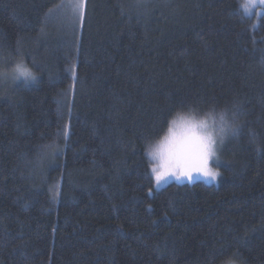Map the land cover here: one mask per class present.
<instances>
[{"label": "trees", "instance_id": "trees-1", "mask_svg": "<svg viewBox=\"0 0 264 264\" xmlns=\"http://www.w3.org/2000/svg\"><path fill=\"white\" fill-rule=\"evenodd\" d=\"M65 1L0 0V72L39 76L0 80V264H264V9L84 0L65 38ZM234 101L218 185L155 188L168 115Z\"/></svg>", "mask_w": 264, "mask_h": 264}, {"label": "clouds", "instance_id": "clouds-1", "mask_svg": "<svg viewBox=\"0 0 264 264\" xmlns=\"http://www.w3.org/2000/svg\"><path fill=\"white\" fill-rule=\"evenodd\" d=\"M0 80L36 83V70L21 57ZM243 128L240 105L192 104L174 109L155 136L144 142L143 155L149 174L159 184L174 181L178 184L193 182L218 185L222 176L221 149L230 139L238 137ZM249 135L255 139V133Z\"/></svg>", "mask_w": 264, "mask_h": 264}, {"label": "rangeland", "instance_id": "rangeland-1", "mask_svg": "<svg viewBox=\"0 0 264 264\" xmlns=\"http://www.w3.org/2000/svg\"><path fill=\"white\" fill-rule=\"evenodd\" d=\"M246 3H247V0H243V5H245ZM80 4H81V0H66L61 5L60 9L56 11L55 16H54V19H55L54 25H56L54 30L58 31L56 33H61L65 35V38L66 37L68 38V34L70 35L72 28L74 26L75 28L79 27L80 25L79 23L81 20L79 16ZM262 9H264V0H255V6L253 7L252 5H249V10L246 13L255 12L257 15ZM169 183H176V182L166 181L157 186L156 182L154 181V187L157 189H161ZM181 184H186V183H181Z\"/></svg>", "mask_w": 264, "mask_h": 264}, {"label": "snow or ice", "instance_id": "snow-or-ice-1", "mask_svg": "<svg viewBox=\"0 0 264 264\" xmlns=\"http://www.w3.org/2000/svg\"><path fill=\"white\" fill-rule=\"evenodd\" d=\"M249 5L255 6V0H247V3L244 5L245 11L247 12L249 10ZM79 16L81 21L84 20L86 16V4L84 3V0H81V4L79 6ZM68 133L65 131V136L67 137ZM156 185H159V182H156Z\"/></svg>", "mask_w": 264, "mask_h": 264}]
</instances>
